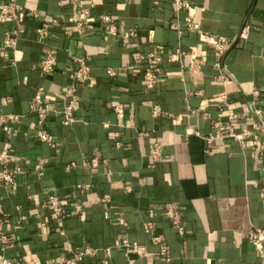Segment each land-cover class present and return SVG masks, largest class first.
Masks as SVG:
<instances>
[{
	"label": "crops",
	"instance_id": "1",
	"mask_svg": "<svg viewBox=\"0 0 264 264\" xmlns=\"http://www.w3.org/2000/svg\"><path fill=\"white\" fill-rule=\"evenodd\" d=\"M6 1L0 0V11ZM15 1L39 17L0 20V113L20 115L0 126V150L9 154L0 160V264H59L63 254L86 246L98 251L80 264H100L107 246L110 264H264L247 238L252 227L264 225L261 144L205 139L216 121L248 109L255 88L264 110V0H191L180 14L174 0H97L84 33L67 20L76 8L72 0ZM105 12L116 19L117 34L102 29ZM186 14L200 21L198 29L184 24ZM51 16L60 22L41 39L37 27ZM178 19L181 33L171 25ZM20 27L17 45L5 47L7 31ZM221 35L231 42L217 67ZM157 46L161 71L151 81L144 67ZM48 48L56 63L44 73L39 65ZM80 56L88 57L91 76L78 86L76 119L64 124L59 93L74 82ZM38 86L52 108L44 123L30 108ZM120 103L123 115L116 110ZM254 117L232 123L239 127ZM41 128L52 133L51 142L38 137ZM155 141L163 148L152 163ZM40 160L39 175L33 168ZM5 168L17 187L3 183ZM169 203L183 214L184 234L165 213ZM150 219L154 226L146 229ZM125 238L143 253L122 245ZM162 246L170 259L162 257Z\"/></svg>",
	"mask_w": 264,
	"mask_h": 264
},
{
	"label": "built area",
	"instance_id": "2",
	"mask_svg": "<svg viewBox=\"0 0 264 264\" xmlns=\"http://www.w3.org/2000/svg\"><path fill=\"white\" fill-rule=\"evenodd\" d=\"M76 4L75 10L67 16V20L73 24V29L79 33H84L87 29V26L92 17L93 9L97 3V0H89L88 4L83 3L80 0H72ZM176 11L178 14L181 13V10L187 9L191 6V0H174ZM25 16H30L32 18L39 17V13L36 10H28L24 7V5L16 2L15 0L6 1L1 8L0 11V20L1 21H11L13 19L23 18ZM100 24L104 32L109 34H117L118 25L116 19L109 13H102L99 18ZM184 24L190 29H198L201 25L200 21L194 20L189 14H186L183 18ZM60 17L59 16H51V17H43L41 24L37 27V31L40 35V38L43 39L44 36L48 35L52 27L59 24ZM172 27L177 28L181 33V23L178 20L172 22ZM20 30H23L21 27L18 29H14L13 31H7V34L4 38V46L5 47H15L18 41V34ZM67 33H70L71 30L67 27L65 30ZM249 31V25L245 24L240 33V37H247ZM130 33L133 35L134 30H130ZM230 39L225 36H219L218 40L215 43V51L218 55V58L215 62V66L220 67L221 56L225 53L227 47L230 45ZM159 46L155 49L149 51L147 53V60L144 67V75L148 80H155L158 78L159 73L161 71V63L162 58L159 56ZM176 53L178 55H182L184 53L181 47L176 49ZM56 63V54L52 48H48L44 51L43 57L40 61V69L44 73H51L55 68ZM196 67L199 68L200 64L197 63ZM92 66L88 61L87 56H80L77 58V65L73 70L74 82L71 84H65L62 86L59 95L63 98V106L60 108L62 114V121L64 124H71L75 119V107L78 103V86L80 84L86 83L91 76ZM110 74L115 73L114 68L108 69ZM220 77H225L222 74L216 75ZM44 91L45 88L43 86H38L35 92V96L33 101L31 102L30 108L32 111H35L38 114L39 122L44 123L46 117L52 108L49 104L44 101ZM252 98L247 100L248 109L242 111L241 113H229L228 119H219L215 123L214 131L210 132L205 136V139L208 142H212L218 137H232L238 139L242 144L246 145L248 140L254 139L260 142L261 149L264 151V110L257 105V97L260 96L261 92L258 88L253 89ZM223 98H226V95H223ZM116 110L120 115L124 114L125 108L123 104H118L116 106ZM160 111L158 105L154 108V112L158 113ZM255 115L254 118L248 123L242 124L239 127L233 125V121L237 120L239 117H247L248 115ZM20 115L16 113H0V126L7 127L8 122L19 118ZM223 128H226L223 130ZM38 137L41 140L51 142L53 140V135L45 128H41L37 132ZM117 144L120 145L121 142L118 140ZM163 144L159 141H155L151 153H150V161L154 163L157 161L162 155ZM0 160L8 161L9 154L5 150H0ZM99 159L97 157L92 158V164L98 165ZM44 169V161L40 160L34 165V172L37 174H41ZM2 181L6 185H11L12 187H17L16 176L9 168H5L2 171ZM260 195L261 200L264 203V181L260 184ZM52 204L57 213H61L63 211L62 207L59 205L56 198L52 199ZM165 213L169 217L170 221L177 228L180 234L185 233V221L182 212L175 207L173 204L169 203L165 208ZM149 215L153 216L154 211L151 209L149 211ZM146 229H151L154 226L153 220L150 219L145 223ZM7 240V237H3ZM155 241L159 243L162 242V237L160 235H154L152 237ZM248 241L257 249V251L264 257V225L263 226H255L252 227L247 233ZM122 245L129 246L131 249L135 250L137 253H143L144 247L138 244H132L128 241V239H123ZM72 250L71 248H69ZM98 249H95L91 246H86L80 250H77L74 255L70 256L67 254H63L60 257L59 264H80V261L88 254H96ZM112 247H105V258L100 262V264H110V256H111ZM161 255L165 259H170L167 255V249L165 246H162L160 249ZM135 263V261L133 262ZM6 264H11L8 262Z\"/></svg>",
	"mask_w": 264,
	"mask_h": 264
}]
</instances>
